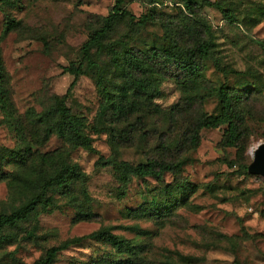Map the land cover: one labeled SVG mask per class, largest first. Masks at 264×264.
Instances as JSON below:
<instances>
[{
	"label": "rangeland",
	"instance_id": "374dc122",
	"mask_svg": "<svg viewBox=\"0 0 264 264\" xmlns=\"http://www.w3.org/2000/svg\"><path fill=\"white\" fill-rule=\"evenodd\" d=\"M113 1L0 0V213L35 203L27 219L2 229L10 242L0 243V264H118L124 255L89 238L57 250L50 263L35 262L48 247L99 227L145 242L155 258L169 249L198 257L193 264H264V179L246 169L253 147L264 141V0H191L194 12L183 0H122L126 13L82 58V44ZM11 18L17 24L4 30ZM195 30L210 43L202 80L182 85L150 71L157 93L148 107L137 97L126 118L98 117L97 78L110 95L125 84L114 60L165 46L170 37L187 44ZM78 63L74 75L67 67ZM220 84L243 92L244 136L221 144L222 123L201 127L197 145L184 147V123L198 110L216 112ZM63 94L87 146L48 130ZM47 110V119H36ZM150 158L182 163L159 174L125 168ZM67 165L75 173L58 185L54 177ZM186 183L194 189L172 201L167 189ZM140 207L158 215L130 212ZM35 219V236L25 237ZM132 224L147 232L125 228Z\"/></svg>",
	"mask_w": 264,
	"mask_h": 264
},
{
	"label": "trees",
	"instance_id": "16d2710c",
	"mask_svg": "<svg viewBox=\"0 0 264 264\" xmlns=\"http://www.w3.org/2000/svg\"><path fill=\"white\" fill-rule=\"evenodd\" d=\"M121 1H113L112 6L100 25L84 41L81 46L82 58L88 57L89 49L92 46L100 44L102 37L111 28L114 17L126 13V10L121 7ZM182 2L188 12H194V9L190 6L191 0H183ZM205 3L218 7L227 18L231 17L230 13L226 12L218 3L212 1H205ZM16 24L17 21L11 18L5 21L4 30L10 29ZM209 44V41L200 34V31L195 30L192 32L191 41L187 44L179 43L175 38L170 37L168 44L165 46L151 47L147 51L137 50L136 52L125 54L119 61L114 60L116 62L115 67L118 70L117 72L120 76L124 77L125 84L119 86L114 95H110V89L101 82L100 78H97L96 85L103 99V103L99 106L98 117H101L106 112H110L116 118H126L129 109L134 105L133 99L137 97L141 98L144 106L148 107L151 97L157 93V87L151 80L150 71H156L167 74L175 79H180L182 85H185L186 82L193 83L202 80L200 70ZM67 69L74 75L81 72L80 63L75 66L70 65ZM216 94L218 97V108L216 112L206 113L198 110L188 122L184 123L181 140V145L184 147L191 148L197 145L198 132L201 127L217 126L222 123L225 124V128L219 139L221 144L236 145L244 136L245 111L241 104L243 92L229 90L226 85L220 84L216 88ZM54 109L58 114V119L54 125H48V130L56 133L62 139L87 146L89 144L88 136L82 131L79 119L70 114L64 102V94L58 98ZM152 110L159 111L160 108L154 105ZM165 113L168 118H172L173 109H168ZM50 114H52L51 110H47L44 113L40 112L36 115V119H47ZM181 163L182 160L171 161L161 158H150L144 162H138L134 166L125 165V168H130L134 173L139 175L159 174L166 170L174 171ZM73 173H75L74 168L71 165H67L64 171H60L54 177V182L62 186L66 178ZM187 189L193 190L194 184L186 183V185H175L173 188H168L167 192L169 194L172 193V201L175 199L177 201V197L182 196ZM46 202H50V196L46 198ZM47 203L43 205V208H45ZM34 206V199H30L9 213H0V243L10 242L9 239H6L7 236L1 233L2 229L6 225H13L18 221L27 219L31 215ZM152 210L154 209L140 207L135 210H130V212L135 216L152 214L156 217L158 211ZM76 214L80 215L79 212ZM81 214L85 215L87 211H83ZM35 223L36 219L30 228L23 229V235L25 237L35 236ZM125 228L139 234L147 232V229L140 228L137 224L126 225ZM82 238L94 239L106 243L114 252L124 255L118 264H193L198 261V257L194 255L183 254L177 250L169 249H164V251L159 250L156 252L159 257L155 258V256L149 254L150 248L147 247L145 242L125 238L112 232L109 227H99L86 234L64 239L58 245L48 247L44 255L35 262L50 263L57 250Z\"/></svg>",
	"mask_w": 264,
	"mask_h": 264
},
{
	"label": "water",
	"instance_id": "95a60500",
	"mask_svg": "<svg viewBox=\"0 0 264 264\" xmlns=\"http://www.w3.org/2000/svg\"><path fill=\"white\" fill-rule=\"evenodd\" d=\"M251 160L247 164V171L258 174L264 179V141L258 142L251 154Z\"/></svg>",
	"mask_w": 264,
	"mask_h": 264
}]
</instances>
